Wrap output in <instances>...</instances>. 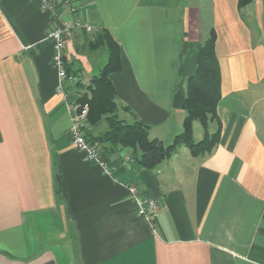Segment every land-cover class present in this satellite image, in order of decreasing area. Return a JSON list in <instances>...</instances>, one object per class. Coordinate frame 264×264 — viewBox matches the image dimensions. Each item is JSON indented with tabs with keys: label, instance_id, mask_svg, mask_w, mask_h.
Masks as SVG:
<instances>
[{
	"label": "crops",
	"instance_id": "1",
	"mask_svg": "<svg viewBox=\"0 0 264 264\" xmlns=\"http://www.w3.org/2000/svg\"><path fill=\"white\" fill-rule=\"evenodd\" d=\"M237 3L76 0V15L56 10L59 24L77 17L94 28L66 37L78 84L65 85L70 96L107 63L93 45L107 30L121 59L109 79L128 108L118 118L142 121L164 145L182 130L199 46L216 35L217 147L202 157L179 147L154 170L132 151L101 147L108 176L71 145L46 37L53 15L41 0H0V264H264V0ZM86 128L96 135L106 124ZM129 185L157 201L152 224Z\"/></svg>",
	"mask_w": 264,
	"mask_h": 264
},
{
	"label": "trees",
	"instance_id": "2",
	"mask_svg": "<svg viewBox=\"0 0 264 264\" xmlns=\"http://www.w3.org/2000/svg\"><path fill=\"white\" fill-rule=\"evenodd\" d=\"M252 0H238V8L248 5ZM216 35L211 29L208 37L200 44L196 56L195 72L186 80V94L182 104L185 112L182 130L173 141L164 145L157 138H150L149 126L134 119L131 123L117 117L120 106L109 75L121 69L120 49L118 43L107 30H100L93 45L107 51L108 60L102 70L93 76L87 92L80 94L79 101L89 106L87 121L84 127L87 140L110 151L126 149L132 151L133 158L147 170H154L162 162L172 158L179 147H185L194 157L209 155L217 147L221 135L220 124L212 133L209 125L217 120V107L221 97L220 68L215 53ZM69 72L68 68H66ZM78 85V84H76ZM105 123L106 128L94 135L88 127ZM203 129L202 138L194 140V123ZM61 187V180L59 179Z\"/></svg>",
	"mask_w": 264,
	"mask_h": 264
},
{
	"label": "built area",
	"instance_id": "3",
	"mask_svg": "<svg viewBox=\"0 0 264 264\" xmlns=\"http://www.w3.org/2000/svg\"><path fill=\"white\" fill-rule=\"evenodd\" d=\"M41 8L49 12L52 17V21H58L56 16V10L58 8H65L73 16L77 13L76 0H41ZM82 27L87 32H92L94 28L87 22H83L77 17H74L71 21L57 22V24L50 28L47 32V39L53 43V55L52 65L57 71L58 84L57 92L63 97L67 111L71 114V125L69 127V139L71 145L84 155L85 160L100 169L105 175H110V168L108 164L102 158V149L96 144L90 143L84 131V127L87 121L89 106L87 103H81L79 98L81 95L72 98L69 91L66 90L65 85H75L77 79L74 75L69 74L65 66V43L66 37L75 28ZM131 159L126 157L125 161L128 162ZM131 200L136 206L137 214L152 224L153 220L158 212V204L154 198L142 195L138 188L134 185L127 186Z\"/></svg>",
	"mask_w": 264,
	"mask_h": 264
},
{
	"label": "rangeland",
	"instance_id": "4",
	"mask_svg": "<svg viewBox=\"0 0 264 264\" xmlns=\"http://www.w3.org/2000/svg\"><path fill=\"white\" fill-rule=\"evenodd\" d=\"M193 1H195V0H193ZM200 1H202V0H200ZM202 7V6H201ZM117 117H118V112H117ZM194 124H196L195 125V129H194V125H193V130H194V140L195 141H199L200 139H201V134H202V132H203V129H202V127L200 126V124L199 123H194ZM212 131V127H211V125H209V132L210 133H212L211 132Z\"/></svg>",
	"mask_w": 264,
	"mask_h": 264
}]
</instances>
